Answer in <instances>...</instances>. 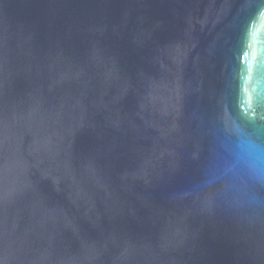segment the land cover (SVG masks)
<instances>
[{
	"label": "water",
	"instance_id": "obj_1",
	"mask_svg": "<svg viewBox=\"0 0 264 264\" xmlns=\"http://www.w3.org/2000/svg\"><path fill=\"white\" fill-rule=\"evenodd\" d=\"M0 264H264V0H0Z\"/></svg>",
	"mask_w": 264,
	"mask_h": 264
}]
</instances>
